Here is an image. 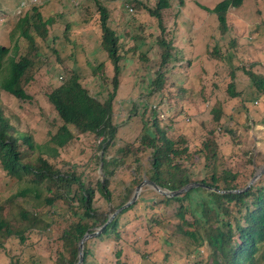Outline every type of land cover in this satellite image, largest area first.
<instances>
[{"label":"rangeland","instance_id":"1","mask_svg":"<svg viewBox=\"0 0 264 264\" xmlns=\"http://www.w3.org/2000/svg\"><path fill=\"white\" fill-rule=\"evenodd\" d=\"M100 1L109 10V27L119 36L118 43L127 52L126 58H131L121 61L122 78L114 112L118 132L115 141L107 147L105 155L107 159L114 156L119 162L122 161L119 166H112L108 170L112 172L108 180L110 202L105 201L95 189L97 180L104 179L100 161L93 160L94 153L99 158L104 155L94 149L99 139L79 136L78 140H73L59 149V156L50 161L52 165L62 172L75 170L77 176L91 184L95 191L93 207L98 211L107 212L111 207H117L125 198V188L131 185L135 177L147 180L143 172L134 177V151L143 123L151 122L150 109H147L151 105L160 106L162 120L159 118L158 124L169 139L175 141L177 138H185L186 142L191 143L189 147L193 153L192 160L199 171L193 181L203 178L208 180L210 177L203 165L212 166L214 161H205L203 157L207 154L204 143L211 140L216 144L214 149L219 159L217 171L229 170L237 173L236 184L239 188L245 186L254 173V162L256 167L264 162V130L258 134L254 127L249 130V116L236 103L237 100H231L227 96L226 89L232 77L234 90L243 92L239 100L243 101L250 117L261 110V96L254 95L250 90L251 82L244 71L264 78V0H243L241 7L230 9L226 15L228 30L225 35L219 32L215 16L197 6L203 5L212 9L222 0H183V5H179L178 0H170V7L163 11L162 18L167 29L177 32L173 41L179 54L177 62H170L161 68L165 104L159 95L150 94L153 96L146 97L150 90V86L146 84L161 67L156 49L152 47L157 36L155 19L137 5L126 2L127 0ZM136 1L153 7L157 0ZM32 7L38 10L43 20H52L53 24L47 28L56 40L47 41L34 37L36 52L28 49L23 38L18 40L19 49L15 59L21 55L33 54V65L27 73L32 80L23 86L31 100H17L0 91V110L13 129L30 135L34 143L42 145L61 126V121L46 95L60 84V77H65V71L73 70L78 73L81 83L96 96L103 85L97 77L92 76L91 71L98 64L105 63L110 75L111 65L109 66L106 54L100 47V31L97 25L99 17L94 0H0V44L10 47L9 33L21 18L30 14ZM134 46H137L135 51ZM139 53L144 58H140ZM187 63H191L189 68ZM197 78L198 84H193ZM218 102H223L221 107L225 115L230 114L234 118L236 115V119L242 116L244 130L239 129L238 136L242 135L244 138L224 134L215 127L212 110ZM145 103L148 104L143 108ZM133 104L136 105L135 113L131 112ZM239 123L241 125L240 121ZM214 128L213 134H208ZM250 134L257 135L255 141ZM219 143L222 144L220 148ZM119 149L123 152L118 153ZM259 150L261 153L255 157L254 152ZM142 161L145 162L146 158H142ZM17 188L14 180L6 178L0 170V218L9 223L10 227L26 231L24 243L14 237L2 240L0 264H8L10 259L21 264H54L62 251L59 237L66 229V220L71 216L66 214L63 203H57L54 209L47 208L44 203H38L35 207L28 198L27 201L18 200L19 203L10 202L5 205L3 200L16 192ZM133 190L131 189L129 198ZM151 191L153 190L148 187L142 188L138 197L140 205L137 204L133 210L121 217L118 236L112 233L101 240L90 239L86 264L209 262L206 250L197 248L189 237L176 232L173 215L178 207L177 203L158 205L159 216L168 220L162 224L168 238L163 230H159L160 234L148 231L149 224L141 216L145 212L147 214L145 208L151 204L147 202L158 201ZM196 195L192 193L188 201H183V205L192 203ZM22 211L28 213L25 220L21 218ZM34 216L39 218V222L32 226ZM186 220L190 221L191 217L187 215ZM95 230L96 228H90V232ZM117 253H120L119 258H116Z\"/></svg>","mask_w":264,"mask_h":264},{"label":"trees","instance_id":"2","mask_svg":"<svg viewBox=\"0 0 264 264\" xmlns=\"http://www.w3.org/2000/svg\"><path fill=\"white\" fill-rule=\"evenodd\" d=\"M126 2L133 3V6L137 5L139 9L145 11L149 17L156 21L157 36L154 38L152 47L154 46L156 49L158 64L161 67L152 74L146 84V86H150L149 94L146 97L149 98L156 94L162 100L164 77L161 68L170 62H177L176 58L178 59L179 54L173 41L177 32L167 29L163 24L162 14L163 11L169 9L170 0H157L153 7L143 5L136 0H127ZM178 3L183 5L184 1L178 0ZM242 4L243 0H222L212 9L203 5L197 6L215 16L219 32L225 35L228 30L227 12L230 9L241 7ZM94 5L99 17L97 25L100 31V47L106 54L109 66L111 65V74L107 73L105 63H100L92 69V76L97 77L103 85L97 95L93 96L81 83V76L78 73L73 70L65 71V77H60V84L46 95L49 104L61 121V126L42 145L34 143L30 135L13 129L0 110V170L6 178L14 180L18 187L16 192L3 200L4 204L19 203L18 200L27 201L28 198L32 200V205L35 207L38 203H44L47 208L54 209L57 203L65 204L66 214H70L71 217L66 220V229L59 237L62 251L58 254L54 264H74L79 240L87 231L90 232L91 227L96 230L100 228L111 213L129 200L131 189L133 190L143 180L136 178L135 175L143 172L148 181L168 191L179 190L190 183H201L214 191L196 188L175 198H166L151 191L156 195L158 201L147 202L151 203L145 208L147 214L145 212L141 216L149 224L148 231L160 234L159 230H163V222H168V220L159 216L158 205L175 202L178 204L173 215L176 220V232L189 237V240L195 242L197 248L207 251L209 255L207 264H264V174L247 191L228 193V191L242 189L246 185L238 187L236 184L237 173H232L229 170L217 171L219 159L214 149L216 144L208 140L204 143L207 154L205 153L203 159L205 161L212 159L214 163L212 166L204 164L203 168L210 173V177L208 180L203 178L193 181V178L199 175V171L196 170V164L192 160L193 153L189 147L191 143L186 142L183 135L181 136L184 139L177 138L175 141L169 139L158 124L159 118L161 119L160 106H147L148 103L143 106V108L147 106V109H150L149 120L151 122L142 125L140 139L134 151L135 168L133 172L135 178L131 185L125 188L123 195L125 198L117 207H111L107 212L95 209L93 207L95 191L92 185L87 184L81 176H77L75 170L62 172L50 162L59 156V149L64 148L73 140H78L79 136H91L95 140L99 139L98 145L94 149L95 152L100 151L104 155L99 158L94 153L93 160L100 161L104 179L97 180L95 189L105 201L110 202L108 180L112 172L108 170L112 166H119L122 161L119 162L114 156L107 159L108 157L105 155L107 147L115 141L118 132V126L114 122V112L122 78L121 61L131 58H126L127 52L122 49V44L118 43L119 36L108 25V8L100 0H94ZM129 10L131 11V9ZM30 11V14L21 18L9 33L10 47L0 44V91L21 101L31 100L23 86L32 80L27 76V73L33 65V54L21 55L15 59L16 51L19 49L18 40L23 38L31 52L37 51L34 37H39L42 40L47 39V41L56 40L49 33L50 29L47 28L53 24L52 20H43L42 15L35 7H32ZM178 26L179 24H177ZM136 48L137 46H134L133 50L135 51ZM139 57L144 58L140 53ZM179 60L181 61V59ZM190 64L187 63L188 68ZM262 68L264 69V64ZM244 72L250 79V90L254 95L261 96V102L264 104V78L258 77L250 71L245 70ZM198 82V78L194 79L193 84H198ZM226 94L231 100H237L235 102L239 103L240 107H244L243 101L239 100L243 92L234 90L232 77ZM162 102L165 104L164 98ZM222 103H216L217 105L212 110V120L216 122L215 127L218 131H223L224 134L235 135L237 138L242 137V135L239 137L235 128L230 126L232 116L224 114ZM256 103L259 104L258 101ZM135 108L136 105L133 104L131 106L132 113H135ZM226 112L228 111L226 110ZM214 130L215 128L208 134H213ZM221 146L222 144L219 145V148ZM117 152L121 153L123 150L119 149ZM142 158H146V161L143 162ZM254 164L256 163L254 162ZM192 193L197 194L193 198V202L183 205V201H188ZM139 201L138 198L133 205L117 214L104 230L92 239L101 240L102 237L112 233L118 236L121 217L133 210L137 204L139 206ZM59 209L61 210V208ZM20 215L24 220L28 217V213H23V211L20 212ZM187 215L191 217L190 221L186 220ZM136 217L139 218V215ZM37 222H39V218L34 216L31 222L32 226ZM150 226L156 230L151 229ZM163 231V234L165 233L168 238L167 232ZM25 232L10 227L9 223L0 218V248H2V240L9 237H14L20 243H24ZM89 241L91 240H87L84 244L82 264L87 262ZM119 257L120 253H117L116 258ZM8 264L21 263L10 259Z\"/></svg>","mask_w":264,"mask_h":264},{"label":"water","instance_id":"3","mask_svg":"<svg viewBox=\"0 0 264 264\" xmlns=\"http://www.w3.org/2000/svg\"><path fill=\"white\" fill-rule=\"evenodd\" d=\"M264 174V164L260 165L258 167H254V173L251 176V178L249 179V181L247 182L246 186L242 189H238V190H232V191H228V193H242L247 191L248 189H250L257 181L258 179ZM143 187H148L150 189H152L155 193L164 196L166 198H175L178 197L179 195H182L184 193H187L188 191H190L191 189L194 188H204L206 190H212L214 191V189H210L207 186H204L201 183H190L187 184L186 186H184L183 188L176 190V191H168V190H163L161 188H159L157 185H155L154 183L148 181V180H143L139 185H137L135 187V189L133 190V193L131 195V197L129 198V200L124 203L123 205H121L119 208H117L113 213H111L106 222L97 230H95L94 232H89L87 231L82 238L79 240V242L77 243V256H76V262L74 264H82L83 263V247H84V243L89 240L92 239L94 237H96L97 235H99L104 228L106 227V225H108L113 219L114 217L119 214L121 211H123L124 209L128 208L129 206L133 205L136 200L139 197V194L142 190ZM218 192V191H217Z\"/></svg>","mask_w":264,"mask_h":264},{"label":"crops","instance_id":"4","mask_svg":"<svg viewBox=\"0 0 264 264\" xmlns=\"http://www.w3.org/2000/svg\"><path fill=\"white\" fill-rule=\"evenodd\" d=\"M261 106H262L261 110L258 113H253V115L251 117L246 112L247 110L245 109V107H240V108H243L245 110V113L249 116V122H248V126L250 128L249 130H253V127L256 128L254 130L256 132V134H258L259 131L264 130V118H263V116H264V104H263V102H261ZM255 115H256V117H255ZM243 120L244 119L242 118V116L238 119H236V115H235V118L232 116V121L230 122V126L235 128V131L237 132V134L239 133V129L244 130ZM239 121L241 122V125H239L240 124ZM250 135L252 136L253 141H255L257 135L256 136H254L252 134H250ZM242 138H244V136L240 137V139H242ZM258 153H261V151L259 150V151L254 152V155L256 156V155H258ZM260 158H262V157L260 156ZM263 164H264V162L259 164V165H263ZM253 167H256V166L253 165Z\"/></svg>","mask_w":264,"mask_h":264}]
</instances>
